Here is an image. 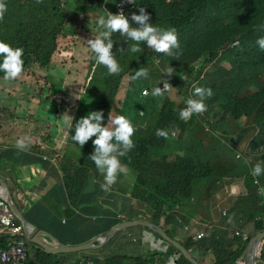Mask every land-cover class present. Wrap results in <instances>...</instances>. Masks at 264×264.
I'll return each mask as SVG.
<instances>
[{"label":"trees","instance_id":"16d2710c","mask_svg":"<svg viewBox=\"0 0 264 264\" xmlns=\"http://www.w3.org/2000/svg\"><path fill=\"white\" fill-rule=\"evenodd\" d=\"M123 1L125 0H43L37 4L36 0H5L7 11L0 20V40L13 48L23 49L22 74L26 75L27 84L45 87L51 75L53 76L54 69L59 67L67 69L65 78L56 85L62 88L69 73L68 66L81 63L82 57L86 58L82 64L91 72L99 74L107 69L96 64L86 41L94 38L95 32L89 29L91 25L98 26L97 18L102 15L106 17L107 12H121L119 5ZM141 7L150 14L154 25L165 30L175 29L181 54L175 59L149 49L146 44L140 45L142 53H132L130 48L134 42L119 33H113L112 51L120 64L121 72L118 75L108 74L102 81L104 89L95 88L103 94L97 110L103 112L102 122L110 126L107 124L109 114L113 117H129L132 93L145 99L143 92L153 87L151 85H158L156 81L159 78L167 79L169 83L171 80L175 87H183L188 92V98L192 96L194 85L211 88L214 95L206 99L205 113L193 115L186 122L179 121L177 117L186 106L187 99L184 98L183 104H177L170 97L163 98L160 106L168 108L164 112L165 123L156 122L152 128L146 126L135 132L132 137L134 148L126 156L120 157L121 163L135 176V185H132L129 192L131 191L133 200L148 208L149 216L144 213L134 219H130L127 214L120 217L114 211H105L107 209L101 202L88 200L92 184L95 182L98 185L97 180L102 176L89 159L94 151L92 141L95 137L85 144L84 155L78 160L68 155L66 157L65 154L66 158L61 156L57 159L64 173L59 186L67 197L65 203H57L49 196L51 206L42 201L28 209H21L33 225L52 233L66 245L86 244L116 225L135 219H144L162 226L173 238L166 226L174 221V212L182 208L186 200L196 197L194 184L201 179L210 178L214 171L205 150L204 136L226 125L228 121L245 120L243 124L246 128L235 135L232 142L238 144L251 136L248 143L249 153L254 158L251 161L254 166L259 163L264 167V51L256 43L258 38L264 37V0H136L123 12L134 27L138 25L131 20V15L133 12L139 14ZM99 9L104 11L100 12ZM236 41L240 45L232 47ZM77 47L81 49L77 51ZM159 59L162 64L157 65ZM203 60L206 71L204 78L198 83L189 84L190 77L195 76V64ZM217 65L219 66L216 68ZM161 66L173 67L174 73L171 76L163 74ZM220 67L227 71L220 73ZM139 68H146L148 77L132 81V75ZM0 76L3 77L2 72ZM75 79L80 82L82 77ZM54 91L55 86L48 92ZM151 96L147 98H154ZM140 113L141 111L138 112ZM198 117L201 118L200 125ZM176 125L180 126L181 132L174 139L170 131ZM158 129L167 131L168 137H158ZM190 131L194 132L197 142L182 146L181 142ZM43 140L52 142V134H44ZM170 142H174V146L170 147ZM32 149L34 154L43 152L38 146H33ZM28 159L30 162L19 166L15 172L29 181L41 182L47 175L49 161L43 155L39 158L28 156ZM257 178L259 182H264V172ZM216 181L217 179L212 180L208 186H215ZM243 182L245 187L231 207L228 226L238 225L237 222L243 223L247 219V224L253 222L255 230L247 233V240L236 235L229 238L228 228L217 227L207 228L200 240L187 238L182 245L192 255L198 253L206 258L202 260L195 257L200 264H234L249 239L263 230L258 218L263 208L259 205L260 196L254 177L247 172L243 175ZM200 186L201 190L208 188L207 181L200 182ZM163 217H166L164 224L161 222ZM17 225L22 227L21 222ZM135 230L133 228L119 234L101 250L64 255L48 254L30 243L32 255L29 264H80L82 260L93 264H151L143 258L133 260L135 255L141 254V240L140 237L137 239L139 234H135ZM149 235L151 241L146 244L144 254L151 262L175 264L171 257L174 247L157 236ZM134 236L136 241L132 242ZM9 243V236H0V249L7 248ZM134 243L136 246H133ZM126 247L128 252H125ZM109 249L111 252L105 254ZM155 250L163 251L164 257L153 258ZM178 255L180 258L177 264H192L181 252ZM261 257L264 259V242Z\"/></svg>","mask_w":264,"mask_h":264},{"label":"clouds","instance_id":"9594fccd","mask_svg":"<svg viewBox=\"0 0 264 264\" xmlns=\"http://www.w3.org/2000/svg\"><path fill=\"white\" fill-rule=\"evenodd\" d=\"M135 1L136 0H125V1H123L119 5V9L121 12H119L117 14L107 12L108 14L106 17L103 15L99 16L96 21H97L98 26L101 29H103V31L100 33V35L95 36L94 38L88 39L86 41L88 47L91 49L92 53L94 54L96 64L105 66L107 68L109 75H118L121 72L120 64L116 60V58L114 56V52L112 51L113 44H114V41L112 40V34L113 33H119L120 36L125 37L127 40H131L134 42L132 47L130 48V51L132 53H142L143 48H141L140 45L146 44L149 49H152L157 53H162V54H165L167 56H172L175 59H178L179 55L181 54L180 42L178 40L175 29L165 30V29H161L158 26L154 25L151 22L150 14L147 13L143 7H141L139 9V14H136L135 12H133L131 15V20L134 21L138 26L134 27L130 23L128 17H126L123 12L125 11V9L132 6V4L135 3ZM42 2H43V0H36L37 4H40ZM6 11H7V5L5 3V0H0V20H2L4 18ZM256 43H257L259 49L261 51H264V37L258 38ZM239 45H240L239 42L236 41L232 44V47H238ZM78 48L81 49L80 47H78ZM119 50L123 51V48H120ZM74 53H76V52H74ZM0 57L3 58L2 60H0V72L3 73V77L0 76V78H3L4 81L16 80L18 83L21 82V84H23V88L29 89V92H27V97H28L27 101H34L37 98V96L41 97L44 95L45 92H48L49 89L50 90L52 89L53 86L50 85V83L53 81H51V80H49L47 82L45 87L37 86L36 84L29 85L26 83V75L22 74L24 71L23 49L13 48L8 43L0 40ZM85 60H86V58L82 57L81 63H76L74 65V67L84 66L82 63ZM201 63L203 64L204 72H202ZM158 64H162L161 59L157 60V65ZM84 67H86V66H84ZM161 67H163V66H161ZM195 67H196L195 74H197V72L199 73L200 71L202 72V76L198 80V81H200L201 79L204 78V75L206 72L204 60L197 62L195 64ZM162 71H163V74L166 73V75H168V76H171L174 73L173 67H171V66L166 67ZM147 77H148V70L146 68H139L134 73V75H132L131 80L137 81L139 79H143V78H147ZM54 78H55L54 81H56V83H58V81L56 80V77H54ZM181 78L184 79L183 77H181ZM193 78H195V76H193ZM189 84H192V83L189 82ZM151 86H153V87H150L149 89H146L143 92L142 96L144 98H147L150 95H152L153 97H162L165 95V93H170L173 89V87L171 86V84L168 82L167 79H163V86H162L163 88H161L159 86L154 87V85H151ZM177 88L178 89H184L183 87H177ZM213 95H214V93H213V90L211 88H205V87L194 85L192 96H190L186 100V102H185L186 106L184 108H182L179 112L180 119L184 120V121H188L193 117V115H202L203 113H205L207 111V105H206L205 101H206V99L211 98ZM45 97H46V95H45ZM76 98L80 99L78 96ZM25 99H26V96H25ZM6 114L8 116L11 115V113L8 112V109H6ZM102 121H103V112L102 111H92V112H89L87 115L81 117L78 121H76V123L74 125L75 134L71 135V138H72L71 141L72 142L69 141V143L70 144L71 143L72 144L77 143L80 146V148H82L91 138L95 137V139L92 141L93 146H94V151L92 154H90L89 159L94 162L99 173H101L103 175L104 182L101 184V188L103 191L107 192V194H108V191L110 190L111 186H113L117 182L118 177L119 176H126L128 174L129 169L127 168V166H125L121 163L120 157L126 156L127 153L134 148L135 145H134L132 137H133L136 129L134 128L132 122L127 117H125L123 115H118V116L113 117L109 114V119H108L107 124H109L110 126H106ZM71 127H73L72 117H71V120L68 124V128H71ZM33 133H35V132H32L31 134H33ZM49 133L51 134V132H49ZM45 134H47V133H45ZM156 135L158 137L167 138L168 132L165 130H162V129H158L156 132ZM173 135L177 136L176 133ZM50 143L54 144V148L52 150L49 149ZM29 145L32 148H33V146H38L39 149H41V151H43V152H35V153H38L39 157L41 155H43L44 159L49 161V164L54 163V164L58 165V167H59V164L57 162V159L60 158L61 156L66 158L64 156V154L67 155V152L61 150L60 146L57 149V143H56L54 137H53L52 142H46L45 140H43V137H37V136L32 137L30 140L27 138H20L16 141L15 147L20 151H26L28 149ZM33 151L34 150L32 149V153H34ZM0 152H1V149H0ZM247 153H249V150ZM236 156L241 157V155H239V154H237ZM253 159H254L253 156L249 153V161L251 162L253 167L248 172L254 177V182L257 185V193L260 196L259 205L263 208L261 216H258V218L262 224V228H263V230L258 233V234H260V233L264 232V202H263L262 195L258 192V187H261L264 190V182H261V181L259 182L257 176L261 175V173L264 172V167H262L259 163H257L254 166V162L251 161ZM60 170H61V168H60ZM129 173H130V171H129ZM132 176H134V175H132ZM62 178L64 179V173H63ZM122 178L123 177H120L119 179L121 180ZM2 180H4V179H2ZM239 181H241L244 184L243 178L241 180H237V182H239ZM220 182L221 181H219L217 179L215 186L219 185ZM5 183H6V181H5ZM242 183L240 184V188H242ZM132 185H133V180H132ZM244 187H245V185H244ZM229 188H231V187L229 184H227V185L223 186L221 189H222V191L227 193L230 191ZM5 189H7L6 192L4 191ZM129 190H128V193L122 192L120 190H117V191L121 192L125 196V198L131 199V201H133L131 191L129 192ZM231 190H233L234 192H237V194H238L237 187H235L233 189L231 188ZM8 193L12 196L14 201L17 203L19 209L23 212L25 217H26V214H25L24 210L21 209V207L28 209V208L32 207L34 204H36L37 202L34 201L30 196H28L26 199L21 201V198H20V195H22L21 190H18V192L13 193L12 190L9 189V186L7 183L5 185L0 181V236L7 235L10 237V243H9L8 247L0 249V251L1 250H8V249H10L11 244L15 243L16 241L23 240L27 243L29 256H28L26 264H29V258H30V255H32L31 254V247L29 245L32 242L25 232L23 223L21 222L18 215L14 211V208H12V205L10 204L8 199L6 198L5 194H8ZM129 194H131L130 198L128 197ZM237 194L235 195V198L232 200L233 202L232 201H231L232 203L230 202L231 203L230 206H228L229 205L228 204L227 206L222 208V214L220 213V215H217V214L213 213L212 217H210L209 215H205L203 218L199 217V218H201V221H206V220L209 221V223L207 224V227H204L203 223L199 222V221L188 226V224L190 223L188 221V218H192V219L197 218L199 216V214L201 213L200 212L201 208L198 205H193V206H197L199 208V214L191 213V214L186 215V217L179 214V216L177 218L178 223H176L175 220L174 221L172 220V222L170 224L174 225L175 228H177L178 224L180 226L183 225L184 230H186V232H185L186 239L189 237H192L193 239L200 240L203 237L204 233L206 232L207 228L217 227V228H222V229L228 228L229 229V235H230L231 229H236L235 232L232 233L231 238L233 237V235H236V236H239L242 240H247V233H249V231H245L243 229L244 227L238 226V225H229L228 226V223L230 222L228 220V218L231 217L230 216L231 207L233 206L235 199L240 194H242V192L239 191V195H237ZM196 200H197V198L194 197L189 201L194 202ZM109 203H110L109 207L105 208V209H107L105 211L110 210L111 205L114 204L111 202H109ZM100 204L104 207L103 201H101ZM123 205H126V204H123ZM193 206H189V207H193ZM119 216L124 217V214L119 213ZM214 217L217 218L216 223H211V221L213 220ZM135 220H144V219H135ZM126 221H128V220H126ZM129 221H134V220H129ZM165 221H166V217H163L161 220L162 224H164ZM237 221H240V219H238ZM18 222H21L22 227H19L17 225ZM64 222H66V219H64ZM175 224L177 226H175ZM197 225H202V226L197 227ZM216 225H219V226H216ZM159 227L162 230H164L170 238H172L162 226H159ZM245 227L248 228V230H249L251 228V223L247 224ZM166 228H167V226H166ZM129 229H133V228H129ZM129 229H127V230H129ZM135 229H136L135 232L138 229L143 230L141 232V234H139V237L141 240V245H144L145 233L146 232L149 234H152V233L150 231H148V229L143 228V227H135ZM41 230H43V229H41ZM127 230H125V231H127ZM168 230H170L171 234H173L172 239L174 241L179 242L181 245L186 240V239H183V240L182 239H179V240L176 239V236L174 235V234H176V232L172 231V229H168ZM254 230H255V228H253V231ZM44 231H46V230H44ZM125 231H123V232H125ZM46 232H48V231H46ZM123 232H121V233H123ZM138 233H139V231H138ZM189 234H191V235L189 236ZM258 234H256V235H258ZM256 235H254V236H256ZM156 236L157 235H155V237ZM254 236H252L249 239L248 243L245 246L244 251L236 258L234 264H246V250H247V247H248L250 240ZM157 237H159V236H157ZM159 239L163 240L160 237H159ZM135 241H136V237L134 236V238L132 239V242H135ZM263 242H264V237L261 240V243L259 245L258 259H257L255 264H264V259L261 257V246H262ZM109 243L106 244L105 246L109 245ZM62 244H64V243H62ZM64 245H66V244H64ZM68 246H70V245H68ZM105 246H103L100 249H96V250H101ZM174 250H175V248L173 249V252L171 253V257L175 253ZM86 251H93V250H86ZM82 252H84V251H82ZM110 252H111V250H110ZM188 252L190 253V251H188ZM176 253H177V256L179 257L178 251ZM70 254H72V253H70ZM105 254H107V251H105ZM152 254L155 256L153 258L164 257V255H165V253L163 251H160V250H157V252H153ZM52 255H55V254H52ZM56 255H64V254H56ZM143 255L145 257V260H147L151 264H153L151 262V260L147 257V255L144 254V252H143ZM192 256L195 259L196 256L195 255H192ZM201 258H202V260L206 259L204 256H201ZM84 263L85 264H93L91 261H87V262H85L84 260L80 261V264H84ZM175 264H177V263L175 262Z\"/></svg>","mask_w":264,"mask_h":264},{"label":"rangeland","instance_id":"374dc122","mask_svg":"<svg viewBox=\"0 0 264 264\" xmlns=\"http://www.w3.org/2000/svg\"><path fill=\"white\" fill-rule=\"evenodd\" d=\"M99 11L103 12L104 10L99 9ZM89 30L95 32L93 33V37L100 35V33L102 32L101 28L97 25H91ZM76 50L78 51L79 48L77 47ZM76 54L79 53L76 52ZM76 54H74V57H77ZM218 66L219 65H217L216 68ZM162 68L165 69L164 67ZM68 69V72L70 73H68L66 80L63 82L62 88L56 87L57 83L56 81H54V77H56L57 81L63 80L67 74V69L57 67L56 70L54 69L53 71V76L51 75L49 79L53 81L50 83V85L55 86V91L45 92L43 96H37L34 101H27V92H29V89L22 87V91L25 94L26 99H21L20 103L18 104L17 110L14 113L17 114L18 117H42L43 120H49L50 123L57 121L58 118L61 119L62 133L57 131L61 134V138L57 139L59 142L58 144L61 147V150L67 152V155L78 160L79 158L83 157L86 145L80 148L77 143H69V141L72 140L71 135L75 134L74 125L76 121H78L81 117L87 115L89 112L98 110L100 99L103 97V94L101 90L98 91L95 88H105V85L102 84V81L106 76H108V71L107 69H103L101 73L97 74L95 72L87 70L84 66L74 67V65L72 64L68 66ZM201 69L202 72H204L202 63ZM218 70H220V73L227 71V69H224L222 67H220ZM202 72H197V74H195V78L190 77V83H198V80L202 76ZM77 77H82V80L80 82H78L79 79L78 81H76L75 78ZM163 79L164 78H159L158 81H156V83L158 84L156 86H162ZM74 80L76 82H73ZM16 83V80L4 81L3 78H0V117H10L6 114V109H8V107L12 104L8 95L12 90H15L17 88ZM170 84L173 87L172 91L170 93H165V95L162 97L140 99L137 93H132L130 97V108L128 112L129 117L127 118L132 122L134 128L136 129L135 132L146 126L152 128L156 125V122L160 123L161 121H163V123H165L163 117L164 112L167 111L168 108L165 109L160 106V104L163 102V98L170 97V99L175 101L177 104H183L185 101L184 98L188 99L187 90L178 89L173 85V83H171V80ZM77 96L80 99H77ZM139 111H141L140 114H138ZM71 117L73 127L68 128ZM177 119L181 121L180 117H177ZM200 122L201 118L198 117L199 125ZM244 122L245 120L233 122L228 121L226 125H222L221 127H218L216 131L207 133L204 136V138L206 139L205 150L209 154L208 160L214 167L213 174L210 176V178L201 179L200 181H207L208 188L201 190L200 182L194 184V196H196L197 200L194 202L186 200V204H184V206L179 210L175 211L173 215L175 221H177L179 214L184 217L191 213L199 214V208L193 205H198L201 208V213L198 217L203 218L205 215H209L210 217H212L213 213L220 215V213L222 214V208L227 206L229 202L235 198L237 192H234L233 190H231V188H235L237 180H241L243 178V175H245L253 167V165L249 161V153H247L248 143L250 142L251 136L242 139L241 143L238 144H234L232 142V138L246 128L243 124ZM170 132L172 135L175 133L180 134V126L176 125ZM54 134H56V132H54ZM172 137L176 139L174 135ZM196 142L197 137L195 136L193 131H190L181 142V145H191ZM173 144L174 142H170L169 146H174ZM53 148L54 144L50 143L49 149L52 150ZM237 154L241 155V157H237ZM235 170H237V172H235ZM120 177L123 178L120 180ZM214 179H218L219 181H221L219 185L214 186L212 184H209L208 186V183H211V181ZM132 180L134 187L135 176H132V174H130L128 171V174L126 176H119L117 182L113 186H111L110 190L108 191V201L114 204L111 205L110 210L114 211L117 214H127L130 219L142 216L144 213L149 216L150 213L148 212V208L146 206L138 201H131L130 199L125 198V196L121 192L117 191L120 190L122 192L128 193V190L132 187ZM230 182L233 183V187L230 188L229 192L225 193L221 188L227 184H230ZM199 219V222H202L204 227H207L209 221H201V218ZM188 221L191 222L192 218H188ZM248 222L249 220L244 219L243 223L237 222V224L244 227L243 229L245 231H249V233H251L254 228L253 222L249 230L245 227ZM211 223H216V220H212ZM175 226L177 225L175 224ZM199 226L202 225H197V227ZM171 228L174 232L180 230L178 231L179 234H174L176 236V239H186V230H184L183 225L180 226L178 224L177 228L171 225ZM142 231L143 230L138 229L135 233L141 234ZM137 239H139V236ZM133 246H136V244L134 243ZM126 248L127 249L125 252H128V247ZM146 248L147 247L145 244L141 245V254L135 255L133 257V260L138 261L139 258L145 259L143 252H145ZM110 250L111 249H109L107 253H109ZM154 252H157V250H155ZM195 256L201 259L200 254L195 253Z\"/></svg>","mask_w":264,"mask_h":264},{"label":"crops","instance_id":"0c3cea01","mask_svg":"<svg viewBox=\"0 0 264 264\" xmlns=\"http://www.w3.org/2000/svg\"><path fill=\"white\" fill-rule=\"evenodd\" d=\"M16 86L17 88L15 90H12L8 95L10 102H12V104L8 108V112L11 113L10 117H0V158L2 160V162L0 163V177L6 181L9 189L12 190L13 193L21 190V201L30 196L37 203L43 201L47 205L51 206L50 197H53L55 202L63 204L65 203L67 197L65 193L62 192V189H60L59 186V181L62 182L63 172L60 170L58 165L50 163L48 166L46 177L38 183L29 181V179L24 178L17 174V172H15L16 168L30 162L28 156L39 158V155L32 153V147L30 145L26 151L18 150L15 147L16 141L18 139L28 137V139L30 140L32 137H43L45 133L51 132L57 143L58 149L59 142L57 139L61 138L60 133H62V120L59 118L57 121L50 123L49 120H43L42 117H18L17 114L14 113L17 110L18 104L20 103L21 99H25V95L22 91L23 84H21V82H17ZM32 131L35 133L31 134ZM57 131H59L60 133ZM54 132H56V134H54ZM103 182L104 178L102 175V178L97 180L98 185L95 182L92 184L89 191L88 200L90 202L103 201L104 207L107 208L109 207L110 203L108 202L107 192L103 191L101 188V184ZM240 182L241 181L236 183L238 191L237 195H239V191L242 192V189L244 188V184L242 182V188H240ZM229 185L230 187H233V183L230 182ZM130 196L131 194L128 195L129 198ZM230 202L228 206H230L233 201L231 203ZM89 208H92L91 205H89ZM216 219L217 218L214 217L213 221H215ZM199 220V217L193 218L188 226L194 224ZM167 228L172 229L171 224L167 226ZM235 230L236 229H231L229 235L230 238ZM178 231L176 232L177 234H179ZM190 235L191 234H189V236Z\"/></svg>","mask_w":264,"mask_h":264},{"label":"water","instance_id":"95a60500","mask_svg":"<svg viewBox=\"0 0 264 264\" xmlns=\"http://www.w3.org/2000/svg\"><path fill=\"white\" fill-rule=\"evenodd\" d=\"M0 181L6 185L5 181L0 178ZM5 192L7 189L4 190ZM6 198L14 208V211L18 215L19 219L23 223L25 232L31 242L38 248L49 254H70V253H78L86 250H96L100 249L106 244H108L112 239H114L121 232L135 227H143L148 229L154 236L157 235L164 241H168L175 248L174 254L172 256L175 259V262H178L179 257L177 256V251L181 252L185 258H187L192 264H200L197 262L193 256L185 249L179 242L174 241L170 238L164 230H162L159 226H156L153 223H150L146 220H134V221H125L113 227L110 231L92 239L90 242L86 244H82L79 246H68L62 244L54 235L44 230L39 229L37 226L31 224L28 219L25 217L23 212L19 209L17 203L14 201L12 196L8 193L5 194ZM264 237V232L254 236L247 247L246 250V264H255L258 259L259 253V245L261 240Z\"/></svg>","mask_w":264,"mask_h":264},{"label":"built area","instance_id":"2783aa9c","mask_svg":"<svg viewBox=\"0 0 264 264\" xmlns=\"http://www.w3.org/2000/svg\"><path fill=\"white\" fill-rule=\"evenodd\" d=\"M264 202V190L258 187ZM27 243L23 240L16 241L10 245V249L0 251V264H26L28 259Z\"/></svg>","mask_w":264,"mask_h":264},{"label":"bare ground","instance_id":"6f19581e","mask_svg":"<svg viewBox=\"0 0 264 264\" xmlns=\"http://www.w3.org/2000/svg\"><path fill=\"white\" fill-rule=\"evenodd\" d=\"M151 241V238H150V235L149 233H145V236H144V244L146 245L147 243H149ZM168 242V241H166ZM169 243V242H168ZM171 244V243H170Z\"/></svg>","mask_w":264,"mask_h":264}]
</instances>
